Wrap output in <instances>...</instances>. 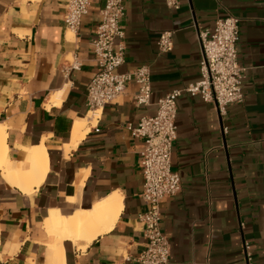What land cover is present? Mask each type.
Wrapping results in <instances>:
<instances>
[{
  "label": "crops",
  "instance_id": "obj_1",
  "mask_svg": "<svg viewBox=\"0 0 264 264\" xmlns=\"http://www.w3.org/2000/svg\"><path fill=\"white\" fill-rule=\"evenodd\" d=\"M67 2L0 0V130L7 156L18 167L31 147L43 145L47 157L32 192L7 182L0 170V264H51L41 225L48 211L69 216L114 194L121 210L112 227L83 249L64 240V264H132L145 245L139 215L146 205L142 139L131 127L155 113L158 98L198 80L197 31H211L226 14L239 18L244 99L222 111L199 94L176 99L171 164L182 187L162 203L160 228L169 239V264H264V0H180L176 10L164 0H126L125 62L117 71L147 66L150 104H134L132 82L74 141L75 121L93 110L86 95L97 69L91 40L103 0H90L71 38L63 21ZM163 30H173V48L160 53Z\"/></svg>",
  "mask_w": 264,
  "mask_h": 264
},
{
  "label": "built area",
  "instance_id": "obj_2",
  "mask_svg": "<svg viewBox=\"0 0 264 264\" xmlns=\"http://www.w3.org/2000/svg\"><path fill=\"white\" fill-rule=\"evenodd\" d=\"M126 0H103L100 22L91 40L97 69L87 84V104L90 109L102 107L122 95L130 83L135 105H149L151 77L147 66L118 72L125 62L123 44ZM167 7L178 9L180 0H164ZM90 10V0H68L63 16L67 28L75 31ZM200 46L199 78L187 86L174 89L156 101L153 115L140 117L132 132L142 139L140 167L143 175L141 198L146 205L139 215L143 225L145 245L132 264H169L170 243L160 228L161 205L182 187L178 172L172 170L171 154L177 138L176 99L183 93L199 94L213 102L219 111L244 99L242 81L244 67L239 63L237 42L240 38L239 18L226 14L214 21L213 29L198 30ZM160 53L173 48V30H163L157 37ZM247 248V245H245Z\"/></svg>",
  "mask_w": 264,
  "mask_h": 264
},
{
  "label": "bare ground",
  "instance_id": "obj_3",
  "mask_svg": "<svg viewBox=\"0 0 264 264\" xmlns=\"http://www.w3.org/2000/svg\"><path fill=\"white\" fill-rule=\"evenodd\" d=\"M68 36L69 38L73 36L72 30L68 32ZM100 111L101 107L93 108L85 116V119L75 121L72 141L80 138L87 131L88 123L95 124ZM5 137L4 132L0 130L1 173L10 184L20 185L24 191L32 192V186L34 184L38 186L47 171L46 149L43 145L31 147L25 157L20 160L19 166L13 167L7 156ZM120 210L121 197L116 194L102 198L88 209L77 208L69 216H63L55 209H50L48 215L41 221V225L50 239L45 242L49 262L64 264L62 246L64 240H70L78 248L83 249L98 235L112 227Z\"/></svg>",
  "mask_w": 264,
  "mask_h": 264
},
{
  "label": "rangeland",
  "instance_id": "obj_4",
  "mask_svg": "<svg viewBox=\"0 0 264 264\" xmlns=\"http://www.w3.org/2000/svg\"><path fill=\"white\" fill-rule=\"evenodd\" d=\"M46 255H47V259H48V254H47V251H46ZM48 261H49V259H48Z\"/></svg>",
  "mask_w": 264,
  "mask_h": 264
}]
</instances>
